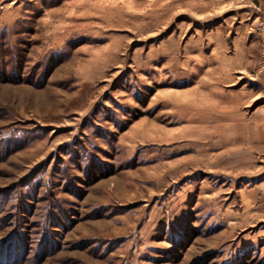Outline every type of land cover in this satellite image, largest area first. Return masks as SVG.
I'll list each match as a JSON object with an SVG mask.
<instances>
[{"label": "rangeland", "instance_id": "rangeland-1", "mask_svg": "<svg viewBox=\"0 0 264 264\" xmlns=\"http://www.w3.org/2000/svg\"><path fill=\"white\" fill-rule=\"evenodd\" d=\"M0 264H264V0H0Z\"/></svg>", "mask_w": 264, "mask_h": 264}]
</instances>
